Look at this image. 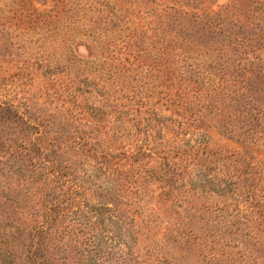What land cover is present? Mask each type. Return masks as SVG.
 Segmentation results:
<instances>
[{
    "label": "rangeland",
    "instance_id": "374dc122",
    "mask_svg": "<svg viewBox=\"0 0 264 264\" xmlns=\"http://www.w3.org/2000/svg\"><path fill=\"white\" fill-rule=\"evenodd\" d=\"M36 1L0 0V80L15 79V72L24 79L36 58L59 57L63 61L70 54L71 46L77 49L79 39L96 37L113 42L119 51L117 56L123 61L119 69L102 64L96 56L86 61V69L80 70L79 64H73L72 70L74 77L79 73L87 75L84 78L89 77L90 89L93 83L99 82L115 92L107 102L109 108L115 110L100 119L98 116L102 114L93 109L104 101L89 105L88 110L79 107L88 122L83 130L89 132L92 127L103 131L100 136L97 133L98 139L95 137L97 143L102 142V147H109L113 130L110 135L106 131L113 128L121 134L135 135L118 140L117 148L123 142V146L131 144L132 149H137L140 141H153V133L158 130V124H162L153 122V112L160 110L161 114L170 115L157 103L161 88L154 86L161 82L153 76V67L165 64L156 59L157 54L165 49L166 55L173 56L174 46L167 45L170 37L194 35V24L208 20L220 32L227 33L222 37L257 35L264 38V0H38L44 1L45 10L52 11L47 15L40 13ZM199 30L204 34L210 32ZM158 39L163 41L158 43ZM133 43L136 48L131 46ZM98 47L96 44L94 49L97 55ZM81 52L86 53L84 48ZM88 64L90 67L86 66ZM9 84L7 89L19 97L17 90L10 89L11 81ZM41 86L43 89L48 86L46 79L35 78L31 91L37 92ZM39 102L42 112L51 113L50 109H56V113L61 114L55 103L50 104L43 97ZM190 114L191 121L195 117L203 121V114L197 109L190 110ZM206 114L207 121H215L210 113ZM165 119L158 117L161 122ZM189 130L194 133L192 128ZM241 132L240 127L232 133L214 131L211 149L224 153L244 152L238 141ZM199 134L206 135L205 127ZM256 137H259L258 142L248 144L251 151L247 152L257 158L260 156L264 162L260 154L264 153V136L257 134ZM221 164H206L208 168L217 167L211 173L212 177L217 176L215 181L211 179L209 183L208 178L189 172L185 181L175 184L156 180L160 176L156 173L160 163L151 156H143L132 165H121L123 176L120 178L112 173V165H108L110 169L105 172L84 166L80 172L92 173L95 187L83 197L94 207L98 199L110 194L123 206L118 212L123 216L120 220L105 212L104 220L97 222L91 212L81 218L72 215L61 219L54 227L58 232L51 237L49 251L41 248L39 261L49 255L55 261L63 255L70 257L65 249L73 253L78 248L85 249L83 236L98 234L97 240L104 245V264H257V261L264 264V233L257 231L261 219L247 207L245 199L239 197L236 203L231 193H224L229 177L221 174ZM120 181L122 191L118 188ZM163 198L169 202H164ZM260 199L264 200L263 196ZM9 217L11 219L0 211V264H33L26 259L31 242L25 230L27 223H22L16 214Z\"/></svg>",
    "mask_w": 264,
    "mask_h": 264
},
{
    "label": "trees",
    "instance_id": "16d2710c",
    "mask_svg": "<svg viewBox=\"0 0 264 264\" xmlns=\"http://www.w3.org/2000/svg\"><path fill=\"white\" fill-rule=\"evenodd\" d=\"M37 4L41 6H37L41 14L52 12L43 8L44 1L37 0ZM204 21L194 24V35L170 37L167 45L174 46L172 57L166 55L165 49L157 54L156 59L165 63L162 67H153V76L161 82L154 86L161 88L157 103L170 115L161 114L160 110L153 112V122L162 124H158V130L153 133V141H140L137 149H132L131 144L123 146V142L119 148L116 145L118 140L134 134H121L118 129L110 128L106 131L110 135L113 130L109 147H102V142L97 143L95 137L98 139L103 131L92 127L89 132L83 130L88 122L79 107L88 110L89 105L104 101L93 109L102 114L98 116L100 119L115 110L107 103L115 92L99 82L93 83L90 89L89 77H83L87 75H72L73 64H79L82 70L87 60L97 56L102 64L119 69L123 61L117 56L119 51L113 42L96 37L79 39L77 49L71 46L70 54L66 59L63 57V61L43 55L31 62L24 79L15 72V79L0 80V211L6 213L8 219L16 214L22 223H27L25 230L31 240L27 260L33 264L106 263L102 253L104 245L97 240L98 234L83 236L85 249L78 248L75 253L65 249L70 257L56 256L58 261L50 255L39 261V253L42 247L49 251L51 237L58 232L54 227L61 219L72 215L81 218L93 212L95 220L101 222L108 212L121 220L123 215L118 212L123 206L110 194L98 199L94 207L83 197L95 187L92 173L80 172L84 166L105 172L110 169L108 165H112V173L120 178L123 176L121 165H132L143 156L159 160L160 169L156 173L160 176L156 180L174 184L185 181L189 172L208 178L209 183L215 181L217 176L212 177L211 173L217 167L208 168L206 164L222 162L221 174L229 177L224 193H231L236 203L239 197L245 199L247 207L261 219L257 231L264 233V200L260 199L264 198V162L260 156L257 158L247 152L251 151L248 144L258 142L257 134L264 136V38L257 35L222 37L227 33ZM199 28L210 32L201 33ZM161 41L158 39V43ZM90 42L99 46L98 55L94 52L96 44ZM131 46L136 48L134 43ZM81 48L86 53H82ZM131 54L135 55L133 51ZM43 77L48 86L32 92L34 79ZM9 81L10 89L17 90L19 97L7 89ZM55 87L52 92L51 88ZM41 97L50 104L55 103L61 114L58 115L56 109H50L51 113L42 112ZM192 109L203 114V121L199 122L196 117L191 121ZM206 112L214 122L205 119ZM160 115L166 118L162 122L158 120ZM204 127L206 135L199 134ZM237 127L242 130L238 141L244 152L224 153L211 149L214 131L232 133ZM190 128L194 133H190ZM118 186L122 191L121 181ZM249 235L246 234V238Z\"/></svg>",
    "mask_w": 264,
    "mask_h": 264
}]
</instances>
